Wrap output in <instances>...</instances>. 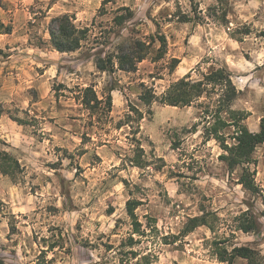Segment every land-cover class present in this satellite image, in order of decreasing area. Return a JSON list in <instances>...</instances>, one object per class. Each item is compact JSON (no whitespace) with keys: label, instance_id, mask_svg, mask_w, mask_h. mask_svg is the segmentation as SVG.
I'll return each instance as SVG.
<instances>
[{"label":"rangeland","instance_id":"1","mask_svg":"<svg viewBox=\"0 0 264 264\" xmlns=\"http://www.w3.org/2000/svg\"><path fill=\"white\" fill-rule=\"evenodd\" d=\"M121 7L134 13L124 29L114 23ZM224 10L227 24L218 21ZM182 13L205 22L181 23L175 16ZM63 14L91 30L73 53L56 51L50 41V23ZM0 21L12 27L11 44L0 48V150L23 168L14 180L0 172V264H148L145 255L149 264H227L213 255L216 241L251 246L264 258V235L234 230L248 205L264 211L262 200L238 184L240 169L229 174L216 141L204 143L201 129L187 132L198 121L197 104L155 102L150 114L139 99L142 84L161 95L187 75L197 81L224 67L241 92L234 108L249 112L246 124L258 131L264 0H0ZM157 31L167 37L166 56L149 57L136 72L102 73L82 58ZM173 58L180 63L171 71ZM88 86L101 99L116 87L108 118L89 116L77 100ZM134 108L144 113L139 123ZM128 115L133 120L125 124ZM255 158L264 191V145ZM139 159L147 166L138 167ZM129 200L139 203L144 236L133 234ZM204 208L220 218L215 231L203 226L183 237L188 219Z\"/></svg>","mask_w":264,"mask_h":264},{"label":"trees","instance_id":"2","mask_svg":"<svg viewBox=\"0 0 264 264\" xmlns=\"http://www.w3.org/2000/svg\"><path fill=\"white\" fill-rule=\"evenodd\" d=\"M219 1L222 2V0ZM212 10L214 16H217V8L214 7ZM117 12L118 14L114 18L115 26L124 29L125 25L133 19L134 13L129 7H121ZM227 16L228 12L224 10L219 15L218 21L227 24ZM175 17L181 23L198 22L202 24L205 22V18H192L183 13ZM90 31L88 27H78L69 14L53 18L49 26L51 44L60 53H73L81 50ZM11 32L12 27L5 26L0 21V34H10ZM249 34L250 30H247L245 35ZM115 36H120V33H115ZM157 44L158 46H156ZM167 48L166 35L157 31L155 35L147 37L125 39L113 51L106 52L104 49H97L93 53L89 51L82 58L92 60L96 69L102 73H114L117 70L131 73L136 72L138 64L149 57H152L153 62L163 59L167 54ZM179 63V59L173 58L171 71H174ZM115 89L116 87L111 86L101 99L94 87L88 86L81 88L80 94L76 98L89 112V116L94 117L96 113H100L99 120H101L108 118L112 112V92ZM240 93L233 82L231 72L227 68L220 67L210 73L203 74V78L197 81L191 79V75H187L173 82L161 95H157L154 89L142 84L139 99L148 107L150 114L151 107L155 102L178 108L197 104L199 108L198 121L190 129H187V132L196 134L201 129L204 143L216 141L223 151L219 160L226 164L229 174L232 175L240 169L238 184L253 196L260 197L264 205V191L256 182L257 170L255 168L257 166L256 150L259 146L264 145V116L261 118L259 130L251 131L246 124L250 113L234 108V103ZM132 112L136 114L138 123L144 119V113L139 109L134 108ZM127 120L125 124H129L130 120H133L132 116L128 115ZM125 124L119 123L118 128ZM136 165L143 168L147 166V163L139 159L136 161ZM22 171L20 160L15 155L9 151L0 150V172L3 175L14 180ZM138 204L135 200H129L127 214L134 227L133 234L144 236L143 225L135 213ZM3 210L4 204L0 201V215L3 214ZM201 211L202 215L188 219L181 231L183 237L203 226L215 231L220 218L215 212L206 211L205 208ZM263 217L264 211H259L254 206L248 205L247 210L242 211L234 218V230L261 237L264 235ZM10 226L11 232H14L15 226L13 224ZM134 245L135 239L131 236L129 246ZM212 251L216 259L223 263L234 264L237 259H244L248 264H264L261 253L248 245H227L216 241ZM133 254L136 255V253ZM141 259L149 264L148 255Z\"/></svg>","mask_w":264,"mask_h":264},{"label":"crops","instance_id":"3","mask_svg":"<svg viewBox=\"0 0 264 264\" xmlns=\"http://www.w3.org/2000/svg\"><path fill=\"white\" fill-rule=\"evenodd\" d=\"M10 37H12V34H0V48L7 47V45L11 44Z\"/></svg>","mask_w":264,"mask_h":264}]
</instances>
